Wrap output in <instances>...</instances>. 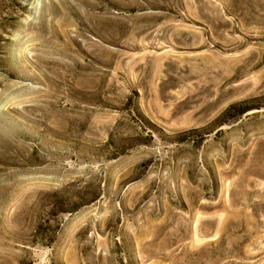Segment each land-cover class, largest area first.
I'll use <instances>...</instances> for the list:
<instances>
[{
    "label": "rangeland",
    "instance_id": "1",
    "mask_svg": "<svg viewBox=\"0 0 264 264\" xmlns=\"http://www.w3.org/2000/svg\"><path fill=\"white\" fill-rule=\"evenodd\" d=\"M0 264H264V0H0Z\"/></svg>",
    "mask_w": 264,
    "mask_h": 264
}]
</instances>
